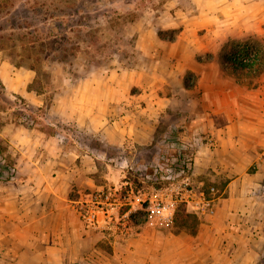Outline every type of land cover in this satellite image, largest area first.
I'll list each match as a JSON object with an SVG mask.
<instances>
[{
    "label": "crops",
    "instance_id": "1",
    "mask_svg": "<svg viewBox=\"0 0 264 264\" xmlns=\"http://www.w3.org/2000/svg\"><path fill=\"white\" fill-rule=\"evenodd\" d=\"M197 7L202 11L191 24L207 30L201 39L185 28L173 41L152 32L141 36L149 80L140 83L144 108L134 98L132 109L119 113V81L80 80L56 100L47 122L56 128L51 133L3 127L15 178L0 181V264H262L264 70L245 83L201 55L226 40L264 39V0H202ZM19 74L6 89L30 109L41 107L44 100L31 95ZM103 87L108 94L98 92ZM109 105L118 113H105ZM162 125L193 146L195 187L218 192L215 213L198 216L194 235L119 224L122 213L104 217L93 206L103 179L117 186L127 163L160 139ZM103 147L114 155L105 156ZM88 211L96 215L93 226L82 216Z\"/></svg>",
    "mask_w": 264,
    "mask_h": 264
},
{
    "label": "rangeland",
    "instance_id": "2",
    "mask_svg": "<svg viewBox=\"0 0 264 264\" xmlns=\"http://www.w3.org/2000/svg\"><path fill=\"white\" fill-rule=\"evenodd\" d=\"M201 2L202 0H0V131L11 123L28 128L37 127L51 133L56 128L48 127L47 122L51 120L50 115L54 114L56 100L65 98L63 95L68 90V83L77 84L80 80L93 84L119 81V107H122L119 113L129 112L133 107V101L130 100L134 98L137 99L139 108H144L145 103L140 95L145 90L140 83H146L148 78L144 71L146 65H141V36L152 32L162 40L173 41L185 28L184 31L194 32L201 39L207 35V30L191 24V17L201 10L197 7ZM245 49L251 58L247 61L251 64L252 72L258 70L257 66L264 70L262 38L251 37L217 43L211 53L201 55V60L214 62L224 74L236 79L228 72L229 65L225 59L236 57V52L244 54ZM161 59V70L166 71L169 61L165 55ZM15 73H20L24 83L29 81L27 90L32 96L44 100L41 107L30 109L25 98L6 89L7 82L15 80ZM256 73H251V76L242 75L238 80L249 83ZM172 80L176 81L175 78ZM100 91L105 95L109 92L105 87L100 88L98 92ZM115 107L107 106L105 113L115 115L118 113ZM162 126L160 139L153 145L140 149L137 154L139 157L132 158L127 163L117 186L108 179L102 181L107 192L113 193L116 190V194L123 199L126 198L125 181H128L137 195L131 206L126 204L119 207L117 212L122 214L133 208L128 218L118 219L119 224H147L143 208L146 202H143L141 193L146 192L149 196L152 188L163 183L165 173L160 165L169 161L174 154L165 141L173 128ZM0 146L5 149L7 146L1 136ZM103 150L105 156L114 155L113 150L108 147H103ZM5 155L8 157L6 151ZM129 155L125 153L123 158L127 160ZM102 171L109 172L105 165ZM177 210L180 214H194L183 205L178 206ZM179 220L182 221L181 216ZM176 222L174 216L173 224L161 226L171 231L192 230L191 220L187 229ZM261 263L264 264V260Z\"/></svg>",
    "mask_w": 264,
    "mask_h": 264
},
{
    "label": "built area",
    "instance_id": "3",
    "mask_svg": "<svg viewBox=\"0 0 264 264\" xmlns=\"http://www.w3.org/2000/svg\"><path fill=\"white\" fill-rule=\"evenodd\" d=\"M172 133L167 135L165 140L169 148L174 152V156L179 160L171 164L169 161L163 162L160 166L164 169V181L158 186L152 188L151 195L146 192L141 193L143 196V208L146 211V223L151 226L170 225L174 222V216L178 206L183 205L190 209L197 216H212L215 213L217 205L218 192L214 186L208 188H196L192 185L190 173L193 165V146L188 142H184L179 138L178 131L173 128ZM197 141V140H196ZM166 144V145H167ZM172 159H175V157ZM15 178V166L8 159L0 160V181L10 182ZM126 184V198H120L116 194L107 192L104 187H101L93 194V206L96 211L102 213L104 217L111 218L114 211H118L122 205L131 206L136 198L131 184L125 181ZM126 200V202H124ZM142 206V205H141ZM133 208L128 209L123 213V217L128 218L132 213ZM83 218L91 226L96 221L94 211H88L86 214L82 213Z\"/></svg>",
    "mask_w": 264,
    "mask_h": 264
},
{
    "label": "trees",
    "instance_id": "4",
    "mask_svg": "<svg viewBox=\"0 0 264 264\" xmlns=\"http://www.w3.org/2000/svg\"><path fill=\"white\" fill-rule=\"evenodd\" d=\"M232 42H234V41H232ZM246 46V45H245ZM245 48V47H244ZM245 52H244V54L241 52H236L235 54H237V56L236 57H231V58H226L225 59V62L226 63H228V72L232 75V76H235L236 77V79L238 80L239 79V77H241L242 75H249V76H251V75H253V74H251V73H256V74H254V75H256V76H253V77H257L259 74H261L262 73V69H260V66H257L258 68V70L257 71H255V72H252V67H251V64H249L250 62H248L247 60H249V59H251V58H249L248 57V55H249V52L247 51V49H245L244 50ZM234 54V53H233ZM253 61V60H252ZM244 73V74H243ZM5 151H6V149L5 148H2L1 146H0V160L1 159H6V158H8L6 155H5ZM175 155V154H174ZM173 155V158L175 157ZM176 160H179V158L178 157H175V159H172L171 158V164L172 165H174V162L176 161ZM176 163V162H175ZM181 216V218H182V221H180L179 220V217ZM189 220H191L192 221V223H193V227H192V230H190L189 232L192 234V235H194L195 234V229H196V227H197V224H198V219H197V217L194 215V214H188V213H184V214H180V212L177 210L176 212H175V221H177L176 222V224H178L180 227H183V228H186L187 229V227H189V225H188V223H189Z\"/></svg>",
    "mask_w": 264,
    "mask_h": 264
}]
</instances>
